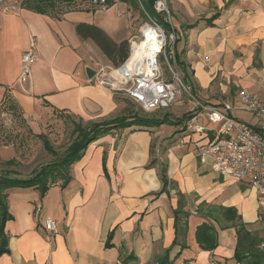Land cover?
Returning a JSON list of instances; mask_svg holds the SVG:
<instances>
[{"label":"crops","instance_id":"crops-1","mask_svg":"<svg viewBox=\"0 0 264 264\" xmlns=\"http://www.w3.org/2000/svg\"><path fill=\"white\" fill-rule=\"evenodd\" d=\"M121 3L137 8L133 0ZM170 6L177 55L197 96L231 103L238 120L261 128L264 117L244 109L237 97L242 88L258 92L264 79V0H170ZM66 15L22 5L5 10L0 3V105L34 125L48 114L91 123L134 113L88 76L87 69L106 56L77 34L80 22ZM125 29L120 38L106 32L121 42L132 37V20ZM33 37L38 59L23 80L22 55ZM192 104L182 101L177 110L155 116L166 121L161 125L116 129L91 143L71 166L65 188L59 181L43 197L35 188L7 189L13 219L6 223L9 251L0 255V264H248L234 257L236 227L224 212L234 207L247 229L264 238L259 196L249 182L201 162L199 148L218 136L220 124L202 115L207 130L189 131ZM163 170L169 185L161 192ZM47 217L57 221V234L45 228ZM204 222L213 226L211 249L197 241Z\"/></svg>","mask_w":264,"mask_h":264},{"label":"built area","instance_id":"built-area-1","mask_svg":"<svg viewBox=\"0 0 264 264\" xmlns=\"http://www.w3.org/2000/svg\"><path fill=\"white\" fill-rule=\"evenodd\" d=\"M93 2L103 10L110 7L107 0ZM0 3L5 10H16L21 7L22 1L10 3L0 0ZM153 7L159 17L145 12L150 24L141 28L142 38L136 36L130 39L129 57L122 65L114 67L95 61L97 82L115 94L126 95L147 113L172 108L187 95L193 103L191 111L196 113L188 122V129L205 132L207 127L200 122L202 115L209 122L220 124L218 136L200 146L201 162L209 163L220 175L249 182L259 196V220H264V125L254 128L238 120L233 115L235 106L231 103H206L197 96L180 71L176 50L179 34L173 26L170 0H153ZM144 27L153 28L159 40L156 46L144 42ZM35 40L33 37L30 48L22 55L23 80L30 75L31 65L38 59ZM202 57L209 62L208 55ZM163 64L168 73L164 71ZM260 87L258 92L242 88L237 98L244 109L264 117V79ZM117 182H121L120 176ZM44 225L53 235L59 232L57 221L51 217L45 219ZM261 247L264 248V242ZM211 264L221 263L213 260Z\"/></svg>","mask_w":264,"mask_h":264},{"label":"trees","instance_id":"trees-1","mask_svg":"<svg viewBox=\"0 0 264 264\" xmlns=\"http://www.w3.org/2000/svg\"><path fill=\"white\" fill-rule=\"evenodd\" d=\"M67 1L74 2L76 0ZM133 2L138 9H141L145 17H147L145 12L149 13L151 16L159 17L154 10L153 0H133ZM113 3L114 2L111 1L109 6ZM21 5L37 12L49 13L46 10V5L54 7L55 2L50 0H23ZM76 31L82 39L92 40L114 67H119L129 57L130 45L128 39L116 42L103 28L85 22L78 23L76 25ZM177 60L180 68L183 70L178 55ZM186 82L191 85L188 81ZM191 87L196 93L192 85ZM10 107L16 110L15 105L11 104ZM164 122H166L164 119H159L150 115H141L135 112L127 113L102 122L87 123V125H83L80 120V122L75 125L73 131V134H76L75 139L64 151L62 156L57 157L55 161L42 166L29 177L17 176V172L13 170H9V172H7L8 174L0 175V255L9 251V239L5 228L7 221L13 219L7 202V189L35 188L40 191L43 197L51 186L59 181H61L60 186L65 188L72 180L71 166L83 157L85 150L91 143L102 136L112 133L116 129L135 125L142 127L158 126ZM40 136L43 137L42 135ZM45 147L49 152L56 153L52 150L51 144L47 139H45ZM14 162L15 161L12 159L7 161L8 164H13ZM161 179L163 181V189L161 192H164L169 185L166 170L162 171ZM224 214L228 215H226V217L232 222L233 226L236 227L237 244L234 257L241 262L246 260L248 264H264V248L261 247L264 238L257 232H251L247 229L246 225L241 222L240 215L237 214V210L234 207L226 209ZM176 223V231L177 234H179L180 227L178 219ZM184 228H187V223H185ZM213 231V226L207 222L198 226L196 237L202 248L211 249L215 246Z\"/></svg>","mask_w":264,"mask_h":264},{"label":"rangeland","instance_id":"rangeland-1","mask_svg":"<svg viewBox=\"0 0 264 264\" xmlns=\"http://www.w3.org/2000/svg\"><path fill=\"white\" fill-rule=\"evenodd\" d=\"M50 1H54L55 6L46 5V10L49 13L60 17L67 14L65 18L70 21L76 20L78 22L95 24L103 28L114 38H120V36L125 35V26H127L130 20H132L135 28L130 39L136 36L142 38L141 28L146 24H150L140 8L126 7L120 0H107L108 4L111 1L114 2L107 10H103L93 0H76L74 2H68L67 0ZM163 26L166 30H169L168 27ZM119 29L121 30L116 32ZM130 39H128L129 42ZM102 59L104 61L99 59L97 61L108 65L109 61L106 57H102ZM162 66L164 71L168 73L166 65L163 64ZM180 71L183 78L186 79L183 70L180 69ZM117 97L127 103L128 108L137 114L161 117L165 115V112L171 111V108H169L147 113L126 95L117 94ZM199 98L201 99L200 96ZM183 101L188 102L190 98L186 95ZM175 107L177 110L180 106ZM79 122L80 120L76 117L63 113L56 115L48 114L43 117L39 125H34L23 118L20 111H12L5 108V105H0V175L8 174L9 170H13L17 172V176L29 177L42 166L55 161L57 157L62 156L75 139L76 134H73V131L75 125ZM82 123L83 125H87L85 122ZM163 128L168 130L169 124H164ZM45 139L50 142L52 150L56 153L49 152L45 147ZM11 159L15 162L8 164L7 161Z\"/></svg>","mask_w":264,"mask_h":264},{"label":"bare ground","instance_id":"bare-ground-1","mask_svg":"<svg viewBox=\"0 0 264 264\" xmlns=\"http://www.w3.org/2000/svg\"><path fill=\"white\" fill-rule=\"evenodd\" d=\"M144 36H145V43L156 46L159 43L157 35L155 34L153 28L151 27H144ZM123 71V70H122Z\"/></svg>","mask_w":264,"mask_h":264},{"label":"water","instance_id":"water-1","mask_svg":"<svg viewBox=\"0 0 264 264\" xmlns=\"http://www.w3.org/2000/svg\"><path fill=\"white\" fill-rule=\"evenodd\" d=\"M87 74H88L89 77H93V76H95L96 71L93 68H88L87 69Z\"/></svg>","mask_w":264,"mask_h":264}]
</instances>
